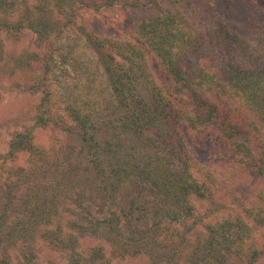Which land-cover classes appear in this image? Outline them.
Returning a JSON list of instances; mask_svg holds the SVG:
<instances>
[{
    "label": "trees",
    "instance_id": "1",
    "mask_svg": "<svg viewBox=\"0 0 264 264\" xmlns=\"http://www.w3.org/2000/svg\"><path fill=\"white\" fill-rule=\"evenodd\" d=\"M248 1L212 0L204 20L195 22L180 12L176 0H0V15L12 13L15 19L0 17V32L18 40L26 30L41 43L60 33L51 23L52 9L69 17L78 8L100 5L149 10L136 15L132 32L117 38L86 35L111 103L98 126L79 109L67 110L81 130L79 154L95 172L84 177L91 187L69 171L75 164L65 139L61 175L75 174L72 186L67 179L62 184L61 177L53 184L44 181V173L38 177V164L44 168L54 149L39 143L37 131L58 134V123L43 104L48 95L35 111L33 127L15 132L0 155V264H33L37 240L65 264H110L158 248L174 262V247L163 245L168 236L173 243L170 225L192 215V200L206 199L219 176L218 167L201 165L192 152L206 135L264 178V10L255 5L259 0L253 1L255 12L250 10ZM3 49L0 40V53ZM152 63L165 81L151 72ZM101 132L106 137L97 138ZM129 185L135 195L124 190ZM88 194L109 199L102 201L109 206L103 217L92 213L93 201L84 199ZM145 198L154 201L148 206ZM240 212L207 226L195 245L199 264H264V250L252 245L258 233L264 234L263 192ZM84 238L98 241L87 255L80 251Z\"/></svg>",
    "mask_w": 264,
    "mask_h": 264
},
{
    "label": "rangeland",
    "instance_id": "2",
    "mask_svg": "<svg viewBox=\"0 0 264 264\" xmlns=\"http://www.w3.org/2000/svg\"><path fill=\"white\" fill-rule=\"evenodd\" d=\"M176 1L180 3V12L187 19L202 22L206 11L205 7L212 0ZM253 1L249 0L247 3L249 7L253 5L250 10L255 12V5L264 10V0L257 1V4L255 2V5ZM31 3L32 1L29 4ZM50 11L51 23L56 24V29L60 30L58 37L51 36L47 41L41 43L26 30L22 34H18V40L9 39L8 36L11 33L0 32V40L4 46L0 53V155L6 152L8 142L15 132L33 127L35 111L41 105L44 95H48L49 99L43 101V104L50 117H54V121L58 123V126H55L57 129L55 131H58V134L52 136V132L49 130L37 131L36 137L39 143L44 142V147H53L54 149L51 153L49 152V157L42 162L46 169L40 168V164H38L36 168L38 177L44 173L42 176L44 181L51 184L59 181V177H61L62 184L67 179L69 186L73 179L76 180L77 176H74L73 173L70 177H67L66 174L63 177L61 175L62 171H66V164L62 157H67V154L62 153L65 150L60 151L63 150V147L65 149V146L60 147L61 144H64L65 139L67 147L70 144L73 149L70 156L74 158L72 163L75 164V166H70L69 171H75L78 173V177L82 176L85 183L81 185L87 188L91 185L89 180L86 181L85 174L89 172V178L93 177L95 172L89 165L87 168V161L79 154L81 130L67 110L68 108L79 109L81 116L90 119V125L98 126L97 124H100L102 119L99 115H106L108 111L105 109L111 107V103H108L110 100L109 86L102 66L88 44L86 35L117 38L126 31L132 32L136 15L149 12V10L123 9L118 5L108 7L100 5L97 8H78L72 17L65 14L59 15L53 9ZM4 13L5 15H0L1 18L7 17L11 22L15 20L12 13ZM69 18H74V22L68 25L65 21ZM150 69L155 77L165 81V74L155 63L150 64ZM111 119L112 116L107 118L108 121ZM114 133H120V131L114 130ZM104 134L101 132L97 138L106 137ZM86 148L85 146L84 149L86 150ZM68 151H70L69 147ZM192 152L201 165L218 167L219 176L217 178L219 181L214 176L216 184L208 186L207 193H210L207 194L206 199L192 200L194 209L192 215L184 216L179 224L170 225V232H174L173 243H171L172 237L168 236L164 238L166 240L163 245L174 247L176 260L171 262L168 259V253H164L165 250L158 248V252L156 249H152L148 253L136 257L113 260L110 264H167V260L171 264H199L195 245L205 237L207 226L225 217L241 213V209L249 198L261 191L264 194V178L239 165L221 142L214 139L213 135L204 136L196 146H193ZM1 168L0 164V175L4 173ZM42 170L46 171L42 172ZM76 183L78 182L76 181ZM75 189L76 187H74V191ZM124 190L131 196L135 195L132 185L127 186ZM92 195L88 194L84 196V199L85 201L92 200L94 204L92 206L89 204L92 213L97 217H103L109 206L108 204L102 205V201H109V199L106 200L103 195L98 197ZM154 198L153 200L145 198V201H149L148 206L151 205L150 201H154ZM123 200L124 198L121 197L118 199V201ZM138 200L142 201L139 198ZM124 201H128V198L126 197ZM110 209L114 210L115 208L110 207ZM97 242L95 239H82L80 251L87 255ZM263 244L264 234L258 233L254 237L252 245L264 250ZM35 246L37 258L33 264H65V261L51 251L44 242L37 240ZM106 252L107 258L108 249ZM200 264L203 263L200 262Z\"/></svg>",
    "mask_w": 264,
    "mask_h": 264
}]
</instances>
